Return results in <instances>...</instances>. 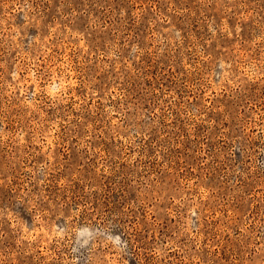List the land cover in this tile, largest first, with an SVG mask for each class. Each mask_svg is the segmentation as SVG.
Masks as SVG:
<instances>
[{
	"label": "rangeland",
	"instance_id": "rangeland-1",
	"mask_svg": "<svg viewBox=\"0 0 264 264\" xmlns=\"http://www.w3.org/2000/svg\"><path fill=\"white\" fill-rule=\"evenodd\" d=\"M0 264H264V0H0Z\"/></svg>",
	"mask_w": 264,
	"mask_h": 264
}]
</instances>
